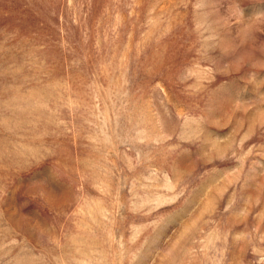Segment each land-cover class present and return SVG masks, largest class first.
<instances>
[{
  "label": "rangeland",
  "instance_id": "374dc122",
  "mask_svg": "<svg viewBox=\"0 0 264 264\" xmlns=\"http://www.w3.org/2000/svg\"><path fill=\"white\" fill-rule=\"evenodd\" d=\"M0 264H264V0H0Z\"/></svg>",
  "mask_w": 264,
  "mask_h": 264
}]
</instances>
